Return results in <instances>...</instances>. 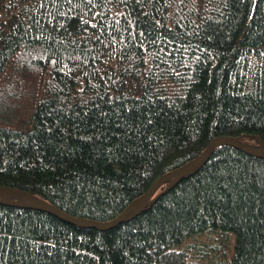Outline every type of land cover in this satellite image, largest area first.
Listing matches in <instances>:
<instances>
[{"label": "trees", "instance_id": "16d2710c", "mask_svg": "<svg viewBox=\"0 0 264 264\" xmlns=\"http://www.w3.org/2000/svg\"><path fill=\"white\" fill-rule=\"evenodd\" d=\"M219 135L263 148L264 0H0V185L106 221ZM192 171L106 228L0 197V264H264V158Z\"/></svg>", "mask_w": 264, "mask_h": 264}, {"label": "water", "instance_id": "95a60500", "mask_svg": "<svg viewBox=\"0 0 264 264\" xmlns=\"http://www.w3.org/2000/svg\"><path fill=\"white\" fill-rule=\"evenodd\" d=\"M237 136H227V135H219L211 138L208 140L206 145L204 146L203 150L196 156L189 159L184 160L177 166L165 170L162 174H160L155 181L152 183V185L141 195L135 197L133 200L129 202V204L125 207L122 213H120L118 216L106 220V221H96L94 219L90 218H83V217H77L74 215H71L70 213L62 210L61 208L57 207L55 204L46 201L37 195L31 193L30 191L26 190H18V189H11L4 185H0V196L4 199V201L9 202L13 205L18 206H26V207H32L37 209L46 210L56 216H58L61 219L67 220L69 222L86 225V226H94L97 228H106L114 225L115 223L130 218L133 214L138 212L141 208L152 202V200L155 197H151L152 192L159 187L162 183H168L167 188L172 186L181 176L186 175L188 173L193 172V169L198 168L207 158L208 154L210 153L211 149L221 142H227L230 144H233L244 151L260 156L264 158V145H262V149H254L249 146H246L240 142L237 141ZM260 141V140H259ZM173 178V179H172ZM170 179L171 182H168ZM9 196H14L17 199L12 200ZM27 198L29 202H26L24 200L18 199V197ZM132 205H134V209L132 212H130L127 216H124V214L129 210Z\"/></svg>", "mask_w": 264, "mask_h": 264}, {"label": "rangeland", "instance_id": "374dc122", "mask_svg": "<svg viewBox=\"0 0 264 264\" xmlns=\"http://www.w3.org/2000/svg\"><path fill=\"white\" fill-rule=\"evenodd\" d=\"M129 211H131V210H129ZM194 238H195V237H194ZM194 238H193L191 241H193V240H195V239H196V238H195V239H194Z\"/></svg>", "mask_w": 264, "mask_h": 264}]
</instances>
